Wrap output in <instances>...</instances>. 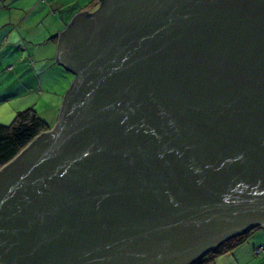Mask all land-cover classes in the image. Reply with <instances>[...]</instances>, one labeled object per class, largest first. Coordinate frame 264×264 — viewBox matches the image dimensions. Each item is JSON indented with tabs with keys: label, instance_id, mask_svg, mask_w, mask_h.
Masks as SVG:
<instances>
[{
	"label": "water",
	"instance_id": "95a60500",
	"mask_svg": "<svg viewBox=\"0 0 264 264\" xmlns=\"http://www.w3.org/2000/svg\"><path fill=\"white\" fill-rule=\"evenodd\" d=\"M56 61V122L0 169V264H194L264 229V0H99Z\"/></svg>",
	"mask_w": 264,
	"mask_h": 264
},
{
	"label": "crops",
	"instance_id": "0c3cea01",
	"mask_svg": "<svg viewBox=\"0 0 264 264\" xmlns=\"http://www.w3.org/2000/svg\"><path fill=\"white\" fill-rule=\"evenodd\" d=\"M35 1L20 0L26 3L25 11H22L17 8L16 0H0V105L8 104L11 116L20 111L23 103L27 108L36 107L34 105L41 100L40 93L44 97L49 95L47 107L55 111L56 116L51 122L54 124L63 95L74 80L71 72L57 64L58 32L66 28L77 12L95 11L99 0ZM35 14L38 17L34 25L31 20ZM24 85L33 87V92L38 93H35L36 97L24 92ZM221 255H229L235 262L251 256L238 258L230 252Z\"/></svg>",
	"mask_w": 264,
	"mask_h": 264
},
{
	"label": "trees",
	"instance_id": "16d2710c",
	"mask_svg": "<svg viewBox=\"0 0 264 264\" xmlns=\"http://www.w3.org/2000/svg\"><path fill=\"white\" fill-rule=\"evenodd\" d=\"M102 3L103 1L101 2V5ZM8 69L10 68L8 67ZM50 129L51 126L45 122L33 108L18 111L9 125L0 124V169L18 156V154H20L21 151H23L38 135L47 132ZM256 228L229 239L213 251L207 253L195 264H207L218 255L232 250L239 244L243 243L247 236Z\"/></svg>",
	"mask_w": 264,
	"mask_h": 264
},
{
	"label": "rangeland",
	"instance_id": "374dc122",
	"mask_svg": "<svg viewBox=\"0 0 264 264\" xmlns=\"http://www.w3.org/2000/svg\"><path fill=\"white\" fill-rule=\"evenodd\" d=\"M31 1V0H30ZM40 1V0H39ZM64 1V0H63ZM69 1V0H67ZM88 0H83V2H87ZM38 3V1H35ZM16 3H18L17 8L22 9V11H25L26 3H21L20 0H16ZM42 3V2H41ZM16 7V6H15ZM38 16L35 14L32 16L31 23L36 24ZM73 75V74H72ZM75 78V77H74ZM27 85H24V92L27 94L32 93L34 97H36L35 93L33 92V87H25ZM38 94V93H37ZM40 101L37 102L36 107L33 109L38 113V115L49 125H51L52 120L55 118V111H52L51 108L47 107L48 104H50V99L48 98L49 95L46 97L43 96V93H40ZM51 98V97H50ZM34 101V100H33ZM3 104V103H1ZM18 106V105H17ZM21 106L20 111L27 109V106L23 103ZM29 108V107H28ZM9 106L6 105H0V124L1 125H9L13 119L14 115H9L8 110ZM54 124L51 125V127ZM260 245H264V229L263 228H256L252 233L246 238V240L239 244L237 247L233 248L232 250H229L234 257L241 258L243 255L247 256L248 254H251L250 258L241 259L240 262H235L233 260V257L231 256H225V255H219L215 258L214 261L208 262L207 264H264V255H256L254 253V249L257 248Z\"/></svg>",
	"mask_w": 264,
	"mask_h": 264
},
{
	"label": "built area",
	"instance_id": "2783aa9c",
	"mask_svg": "<svg viewBox=\"0 0 264 264\" xmlns=\"http://www.w3.org/2000/svg\"><path fill=\"white\" fill-rule=\"evenodd\" d=\"M255 254L264 253V246H259L254 250Z\"/></svg>",
	"mask_w": 264,
	"mask_h": 264
},
{
	"label": "flooded vegetation",
	"instance_id": "af4514ba",
	"mask_svg": "<svg viewBox=\"0 0 264 264\" xmlns=\"http://www.w3.org/2000/svg\"><path fill=\"white\" fill-rule=\"evenodd\" d=\"M95 12V11H94Z\"/></svg>",
	"mask_w": 264,
	"mask_h": 264
}]
</instances>
